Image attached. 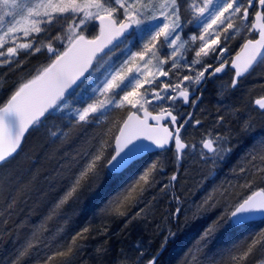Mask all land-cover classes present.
Segmentation results:
<instances>
[{
    "label": "snow or ice",
    "instance_id": "snow-or-ice-1",
    "mask_svg": "<svg viewBox=\"0 0 264 264\" xmlns=\"http://www.w3.org/2000/svg\"><path fill=\"white\" fill-rule=\"evenodd\" d=\"M90 24L98 32L89 34ZM189 27L191 32L186 31ZM242 31L243 55L229 60L227 41ZM253 32L256 36L248 38ZM19 35L31 39L18 43ZM42 50L49 54V62L0 105V165L14 158L18 150L23 151L25 134L42 127L53 113L67 110L62 119L68 131L55 126L48 130L53 142H63L73 129L87 136L90 127L110 121L117 109L129 111L119 122L114 147L102 134H95L87 141L88 148L77 151L61 165L65 171L58 175L67 181L62 194L19 243L11 264H22L42 242L43 233L48 231L47 221L65 206L79 203L95 192L105 173L127 170L142 154L153 150L163 154L174 149L177 161L197 150L196 144L186 143L181 136V130L192 121V113L181 112L177 104L195 105L200 99L195 93L207 78L224 73L229 66L234 70L229 87L235 89L242 78L264 64V0H0V65H19L21 51L29 56ZM73 96L78 98L75 103L69 99ZM253 103L252 111L264 117V95ZM149 105L158 111L154 114ZM238 111L232 109L233 113ZM165 120L171 127L161 124ZM225 121V115L216 117L217 126ZM194 124L200 125L201 121L195 120ZM253 128L249 116L236 134L250 133ZM234 147L231 128L227 134L206 132L199 142L200 162L215 168ZM108 149L111 153L106 155ZM246 160L255 173L264 175V138L252 144ZM164 170L165 161L157 156L99 209L102 222L87 224L72 237L71 243L75 244L78 237L87 239L83 234L90 230L106 233L116 218L128 217L127 222L143 218L148 208L145 193L160 183ZM239 171L247 174L248 169L242 166ZM176 180L173 173L160 188L161 192L171 191L177 204L171 214L174 218L183 210L173 184ZM251 183L248 181L249 188ZM5 199L7 209L17 202L11 192ZM141 204L144 207H139ZM209 207H215V202ZM132 208L138 211L129 216ZM257 217L264 219V188L240 196L227 206L204 230L194 250L186 253L184 264H201L198 254L223 226H242ZM24 226L22 222L18 228ZM174 235L169 231L165 243ZM254 250L261 252L255 264H264V229L250 237L242 252L233 245L231 251L236 254L231 259L247 260ZM137 251L135 259L122 254L116 264H157L159 253L145 260L143 250L138 247ZM72 252L69 246L68 253ZM106 252V248H97L99 255Z\"/></svg>",
    "mask_w": 264,
    "mask_h": 264
},
{
    "label": "trees",
    "instance_id": "trees-1",
    "mask_svg": "<svg viewBox=\"0 0 264 264\" xmlns=\"http://www.w3.org/2000/svg\"><path fill=\"white\" fill-rule=\"evenodd\" d=\"M95 23L93 22V24ZM96 32H98V28L92 25L89 28V34H95ZM243 34V32L240 34L239 40L234 39L228 45V56L230 59L241 49L244 43ZM255 36L256 33L253 32L248 38ZM21 57L22 63L19 65L0 66V105L9 98L21 83L26 82L37 70L49 62V54L47 52L29 56L22 54ZM233 75L234 73L229 69L224 74L225 84L228 86L225 92V106H227V112L224 114L226 117L225 125L230 128V126H233L232 123L234 124L237 131L232 132V136L236 138V136H239L236 133L239 132L242 121L251 116L254 128L250 133L255 135L252 140L264 138V117L258 111H252L254 103H251L255 99L260 98L261 95H264V64L259 65L255 71L243 79L245 80L249 76L251 78L244 82L245 87L243 90L246 93L237 92L240 83L235 89L229 87L231 76L233 78ZM217 79L218 77H208L204 82V100L207 97L211 100L217 98V96L215 97L217 94L216 85H214ZM221 81L224 80L221 79ZM198 104L204 107V101ZM197 105L191 104L189 107H184L182 102H178L177 108L183 113H190L192 111L195 112L193 108ZM232 109H239V111L233 113ZM128 111L129 109L127 108L123 110L117 109L113 116L110 117V121L98 127H90L87 136L73 129L69 137L63 142L60 140L53 142V138L47 132L35 134L30 130L23 142V151H19L14 158L0 165V264H11L12 260L15 259L19 243L27 237L31 227L39 223L49 213L57 198L62 194L67 181L61 175H58L59 172L65 171L61 169V165L71 160L77 151L88 148L89 144L87 141L95 134H102L104 139L114 147L115 136L119 132V122L126 117ZM155 111H158V109H155L154 113ZM215 112L214 110L209 112V116L213 120L216 119ZM185 135L186 143L192 144L189 134ZM197 148H199V144ZM173 152L174 149L163 154L153 153L147 155L119 175L105 173L100 186L95 192L86 195L79 203L65 206L60 214L53 215L52 219L47 221L46 227L48 231L43 233L42 242L35 246L30 255L22 261V264H116L122 254L135 259L139 255L138 247L145 253V260L159 253L157 264H184L186 253L190 249L194 250L201 236L199 235L200 229L206 223L204 220L203 223L194 224L192 218H186L184 226H187V228L183 227V230L179 232H175V229L171 231L175 235L169 237L165 243V237L169 235V232L161 231L158 233L154 225L155 221L163 218L164 222H167L166 219H168L173 227V222H177L175 225L180 227L182 212L178 218H174L171 215L177 204L172 199L170 190L166 189L161 192L160 188L163 184L168 183L169 177L175 173L177 180L173 184L175 185L176 194L181 197L182 207L185 208L190 199L199 197L204 199L203 191H199V187H196V185L201 182L204 184L205 173L208 172V177H211L209 174H212V171L204 172L206 167L200 162L199 157H197V162L195 163L185 162V156L177 161ZM109 153H111V149H108L106 155ZM157 156H160L161 160L165 161V170L160 175V183L145 193L144 200L148 204L146 215L143 218L132 219L131 222H127L128 217L116 218L110 222L106 233L96 234L90 230L89 233L83 234L88 237L87 239L78 237L75 244H72V237L87 224L91 222L95 225L98 222H102V218L98 215L99 209L109 199L120 193ZM233 161L234 159H232ZM220 164L222 165V163ZM257 164H259V161H257ZM219 166L211 167L214 169L213 172L217 173L216 170L221 172ZM225 166L223 176L225 175L226 178L232 179L229 182H232L234 186L237 183L236 187L238 189L234 194H231L229 190H222L213 195V199L219 200L216 203L217 212L221 207L220 203L227 198H231L230 196L236 199L242 194L247 195L253 190L264 188V186H253L257 176L253 173L254 169L246 159L244 167L250 172L247 182L253 181L250 188H246L245 178L240 177L236 180L234 178L237 174L236 171L226 169ZM220 172L218 175H220ZM197 174L200 178H203L201 181L194 179ZM132 175L134 176L131 177ZM259 176L262 177L264 175L259 174ZM226 178L224 180H227ZM110 179H112L111 184H108ZM215 180L217 183L219 178H215ZM207 181L211 183L214 179L208 178ZM9 192L17 197V202L12 209H7V200L5 199ZM139 207H144V204L139 205ZM136 211H138V208H132L129 216L134 215ZM209 212L207 211L211 215L212 213ZM65 219H68L67 223L64 222ZM22 222L25 226L18 228V225ZM230 227V230L214 235L208 246L198 254L201 264H210L211 261H214L215 264H248V259L233 261L231 256L236 253L231 250L233 245H236L239 251L242 252L246 248L250 237L264 229V220L248 223L240 227L231 225ZM161 245H164V247L161 248ZM69 246L73 248L72 253H68ZM101 247L107 249L104 255L97 253V248ZM59 252H64L65 254L58 255L57 253ZM258 253H260L259 250H254L252 256ZM252 256L249 257L251 258ZM251 263L254 264V260Z\"/></svg>",
    "mask_w": 264,
    "mask_h": 264
},
{
    "label": "rangeland",
    "instance_id": "rangeland-1",
    "mask_svg": "<svg viewBox=\"0 0 264 264\" xmlns=\"http://www.w3.org/2000/svg\"><path fill=\"white\" fill-rule=\"evenodd\" d=\"M236 24L239 27L240 26V21L237 20ZM92 25L93 24H90L89 28H91ZM186 31L187 32H191L192 28L189 27V29H187ZM223 36H224V34L222 33L221 34V39L222 40H223ZM239 36L240 35H237L234 38L228 40L227 41V45H229L232 42V40H234V39L239 40V38H238ZM30 39H31V37L25 38L22 35H19L17 42L18 43H24V42H28ZM42 52H46V50H42ZM22 54H24L23 51H21L20 56H19V59L21 61H22V59H21L22 58L21 57ZM227 56H228V53H227ZM228 58H229V60H231L229 56H228ZM8 66H11V65H4V67H8ZM165 67L167 68V66H165ZM224 74L221 75V76H216V77H218V79L214 82L215 83L214 85H216L215 89L217 90V94L215 95V97L217 96V98L215 100H211V99H209L207 97L204 100V107L202 105L198 104L197 106H195L193 108L195 110V112H193V111L190 112V113H192V121L189 124L185 125V127L186 128L188 127L189 139L191 140L192 144L198 145L200 140L202 139V137L205 135L206 132H212L213 134L216 133V132L227 134V130H228L229 127L226 126L225 124L221 125V126L220 125L217 126L216 125V119L213 120L209 116V112L212 111V110L216 111L215 112V118L218 115H224L225 112H227V106H225V103H226V101H225L226 100L225 99V92H226V89H228V86L225 84L226 80H225ZM248 78H250V76ZM161 79L162 80H167L168 78H161ZM221 79L224 80V81H221ZM247 79H245V80H247ZM231 80H232V76H231ZM245 80L242 79L240 81V87L237 90V92H240V91H241V93L244 92L243 89L245 87V83H244ZM255 80H256V77H255ZM244 93H246V92H244ZM69 99H70L71 102L75 103L76 99H78V98L73 96V97H69ZM206 101L210 105H208ZM251 103H253V101ZM148 107H149V110L152 111L153 106L149 105ZM64 115H67V110H65L63 113H53V114L49 115L48 119L46 121H44V125L42 127L38 128V129H32L33 133H35V134H40V133L43 134V132H47L48 133L49 129H53L54 130V126L55 127H62V128H64V130H66L67 129L65 127L66 121L62 119V116H64ZM209 119H211V120H209ZM195 120H200L201 124L200 125H195L194 124ZM228 125L230 126V124H228ZM232 125L234 126L233 123H232ZM233 126H230V128H232V130H233L232 132L234 133L237 130L235 129V126H234V128H233ZM254 136L255 135H253L252 133L241 134V135L239 134V136H236V138H234V136H232L233 137L232 138V143L235 145V147L232 150V153L229 154L225 158V160L223 162H221L222 165L219 166L220 163L217 165V166H219V169L221 170L222 173L220 171H218V170H216L217 173H215V172H213L214 169H212L210 166L204 164L205 165L204 167H206V168H204V172H206L208 170L212 171V174H209V176H211V177H208V172L205 173V175H204V184L201 182L200 184L196 185V187H199V191H203L204 199H202L201 197H199L197 199H190V200H188L187 206L185 208L182 207L183 210H182V213H181L182 215H181V219H180L181 220L180 221V223H181L180 227L175 225L177 222H173V224H174V227H173L172 224H170L168 219H166V221L168 223L164 222L165 220L163 218L158 219L157 221H155L154 225H155V228L158 231V233H160L161 231H165V233H167L169 231H173L174 229H175V232L182 231L183 227L187 228V226H184L186 218H192L193 219L192 222H194V224L195 223H197V224L203 223L204 220H205L206 225L203 226L200 229L199 235H201L204 232V230H205L204 228L205 227L207 228L208 225H210L212 223V221L216 220L217 217L221 215V213H224L226 211L227 206H229L231 204H234V202H235V200L237 198L234 199V197L230 196L231 198H229V199L227 198L225 201L220 203L221 207L219 208V211L217 212L218 208H217L216 203L219 202V200L218 199H213L214 198L213 195H215L216 192L222 191V190H225V191L229 190L231 192V194H234V192L238 189L236 187L237 183L234 186L232 184V182H229V181H232V179L226 178L225 175L223 176L224 165H226L225 166L226 169L227 168L228 169H233L236 166L235 168H237L236 169V173L237 174L234 176V178H236V180L239 179L240 177L245 178L246 188H249L247 186L248 185L247 178H249L250 172H247V174H244V173H241L239 171V169L242 166L244 167L246 154L249 152L250 147L252 146V144L256 141V139L254 141L252 140L254 138ZM236 154H237V156H236ZM234 156H235V158H234ZM197 157H199V148H197V150L195 152L190 151L189 154L185 156V162L195 163V162H197L196 161ZM232 159H234L233 162H232ZM236 164L238 165V167H237ZM207 167H209V169H207ZM235 168H234V170H235ZM252 171H253V169H252ZM219 172H220V175H218ZM253 173L257 177L260 174V173H255V171ZM133 176L134 175H132L131 177H133ZM135 176H136V174H135ZM257 177H256V179H255V181L253 183V186H255V187L264 186V176H262V177L259 176L258 177L259 179ZM208 178L214 179V181H211V183H210V182L207 181ZM215 178H219V180H217V183H216ZM224 178H226L227 180H224ZM194 179L195 180L197 179V181H201V179H203V178H200V176H198V174H197V175L194 176ZM111 180L112 179L109 180L110 182L108 184H111ZM243 195L244 194H242L240 196H243ZM205 200H207L208 203H204ZM213 201L215 202V207H209L208 204L209 205L212 204ZM182 206H183V204H182ZM207 211H210L209 213H212V214L209 215L207 213ZM230 228H231L230 225H225L222 228H220L215 233V235L219 234V233L221 234L222 232L230 230ZM260 256H261V252L258 253L257 255L255 254L251 258L248 257V264H252L251 261H253V260H254V264H255V261L257 259H259Z\"/></svg>",
    "mask_w": 264,
    "mask_h": 264
},
{
    "label": "water",
    "instance_id": "water-1",
    "mask_svg": "<svg viewBox=\"0 0 264 264\" xmlns=\"http://www.w3.org/2000/svg\"><path fill=\"white\" fill-rule=\"evenodd\" d=\"M242 49V48H241ZM241 49H240V51L233 57V59L238 55V54H240L241 56L243 55V53L241 52ZM232 72H234V70H232L231 68H230V66L228 67ZM223 73H221V74H217L216 76H220V75H222ZM86 75H87V73H86ZM248 75H246L245 77H247ZM244 77V78H245ZM244 78H242V79H244ZM241 79V80H242ZM197 95V93H195V96ZM189 104H184V106H188ZM155 114V113H154ZM168 121L167 120H165V121H161V124H163V125H166V123H167ZM150 123H153L154 124V122L153 121H150ZM28 133H26L25 134V137H26V135H27ZM118 135H119V132H118ZM145 143H149L148 141H145ZM115 144V143H114ZM18 152H19V150H18ZM157 152H159L158 150H153V151H151V152H146V153H144V154H142L141 155V157H139L138 159H137V161L138 160H140V159H142V158H144L145 156H147V155H149V154H153V153H157ZM16 154H14V156H15ZM11 158H9V160H10ZM136 161V162H137ZM135 163V162H134ZM133 163V164H134ZM132 166V165H131ZM130 166V167H131ZM129 167V168H130ZM128 168V169H129ZM127 169V170H128ZM126 170H122L121 172H118V173H114V174H112V175H119V174H122L123 172H125ZM262 220H264V219H261L260 217H257L255 220H253V221H251V222H259V221H262ZM251 222H249V223H251ZM236 227H239V226H236Z\"/></svg>",
    "mask_w": 264,
    "mask_h": 264
},
{
    "label": "flooded vegetation",
    "instance_id": "flooded-vegetation-1",
    "mask_svg": "<svg viewBox=\"0 0 264 264\" xmlns=\"http://www.w3.org/2000/svg\"><path fill=\"white\" fill-rule=\"evenodd\" d=\"M227 70H228V69H227ZM227 70H226L224 73H226ZM224 73H223V74H224ZM223 74H222V75H223ZM220 76H221V75H220ZM196 93H197L196 96H199L200 99L197 101V103H196L195 105H197L199 102L203 103V101H204V83H203V85L201 86L200 90L197 91ZM189 105H191V103H189ZM189 105H188V106H189ZM188 106H187V107H188ZM166 125L169 126V127H171V125L169 124V122H167ZM185 134H188V127H187V128L184 127V128L181 130V136H182V138H183V139L185 140V142H186V135H185ZM180 160H181V159H180Z\"/></svg>",
    "mask_w": 264,
    "mask_h": 264
},
{
    "label": "bare ground",
    "instance_id": "bare-ground-1",
    "mask_svg": "<svg viewBox=\"0 0 264 264\" xmlns=\"http://www.w3.org/2000/svg\"><path fill=\"white\" fill-rule=\"evenodd\" d=\"M220 165H221V164H220ZM235 167H236V166H235ZM235 167H234V168H235ZM237 167H238V165H237ZM234 168H233V169H230V170H231V171H233V170H234ZM236 169H237V168H235V170H234V171H236Z\"/></svg>",
    "mask_w": 264,
    "mask_h": 264
}]
</instances>
